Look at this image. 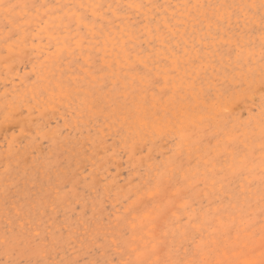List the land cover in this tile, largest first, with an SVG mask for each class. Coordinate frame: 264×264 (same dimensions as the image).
Wrapping results in <instances>:
<instances>
[{
  "label": "rangeland",
  "instance_id": "rangeland-1",
  "mask_svg": "<svg viewBox=\"0 0 264 264\" xmlns=\"http://www.w3.org/2000/svg\"><path fill=\"white\" fill-rule=\"evenodd\" d=\"M0 264H264V0H2Z\"/></svg>",
  "mask_w": 264,
  "mask_h": 264
},
{
  "label": "snow or ice",
  "instance_id": "snow-or-ice-1",
  "mask_svg": "<svg viewBox=\"0 0 264 264\" xmlns=\"http://www.w3.org/2000/svg\"><path fill=\"white\" fill-rule=\"evenodd\" d=\"M18 7H20V5H17V4L5 5V4H3L2 0H0V9L4 10L5 15H8L9 11L15 12V10Z\"/></svg>",
  "mask_w": 264,
  "mask_h": 264
}]
</instances>
